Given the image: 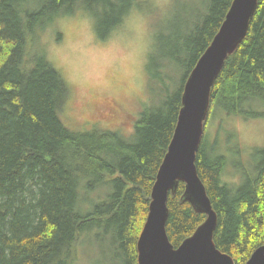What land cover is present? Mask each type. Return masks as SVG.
Instances as JSON below:
<instances>
[{"label":"trees","instance_id":"16d2710c","mask_svg":"<svg viewBox=\"0 0 264 264\" xmlns=\"http://www.w3.org/2000/svg\"><path fill=\"white\" fill-rule=\"evenodd\" d=\"M26 1L0 0V264H74L83 240L103 235L119 244L121 264H138V239L182 109L185 83L234 0H206L205 11L184 24L185 32L166 35L160 48L164 63L191 60L184 86L177 96L162 91L163 98L144 109L129 138L76 132L64 123L66 83L43 48L32 51L30 42L50 24L48 13L55 19L60 13L54 9L77 0H43L33 12ZM89 2L116 9L113 0ZM130 3L122 11L131 10ZM216 110L243 120L264 119V0L215 81L211 118ZM218 143L206 148L204 132L196 164L218 214L215 244L235 264H246L264 246V149L254 152L250 172L244 170L243 181L233 185L223 180L229 160ZM83 181L89 190L110 183L114 192L82 213ZM185 188L181 182L168 200L166 228L175 248L206 220L182 200Z\"/></svg>","mask_w":264,"mask_h":264},{"label":"rangeland","instance_id":"374dc122","mask_svg":"<svg viewBox=\"0 0 264 264\" xmlns=\"http://www.w3.org/2000/svg\"><path fill=\"white\" fill-rule=\"evenodd\" d=\"M88 1L77 0L63 6L61 11L54 9L60 13L55 19L56 14L48 13L50 24L36 37L32 36L31 50L42 47L48 61L61 73L68 88L61 117L71 130L113 132L129 138L144 109L163 98L162 91L165 95L177 96L183 88L191 60L185 58L184 64H165V52L160 48L170 31L173 30L172 34L185 32L188 27L185 25L198 12L205 11L207 2L113 0L116 9L112 10ZM130 2L131 10L153 18L154 43L148 49L140 43L133 45L132 37L117 33L121 23L113 26L131 11H122ZM42 3L43 0L26 1L32 12ZM216 140L219 152L229 160L223 180L240 185L244 170L250 172L255 164L254 152L264 149V119L243 120L216 110L205 126L206 148L214 146ZM113 192L110 183L89 190L83 181L79 187L82 213L90 212ZM103 236L101 239L86 237L74 264H121L119 258L123 251L119 244L113 237Z\"/></svg>","mask_w":264,"mask_h":264},{"label":"water","instance_id":"95a60500","mask_svg":"<svg viewBox=\"0 0 264 264\" xmlns=\"http://www.w3.org/2000/svg\"><path fill=\"white\" fill-rule=\"evenodd\" d=\"M259 0H234L211 45L189 75L183 90L182 109L168 152L152 189L149 212L137 243L138 264H235L232 256L215 244L218 214L197 168L211 91L227 59L247 36ZM185 183L183 201L206 215L195 233L175 248L167 234L168 200ZM246 264H264V246Z\"/></svg>","mask_w":264,"mask_h":264},{"label":"clouds","instance_id":"9594fccd","mask_svg":"<svg viewBox=\"0 0 264 264\" xmlns=\"http://www.w3.org/2000/svg\"><path fill=\"white\" fill-rule=\"evenodd\" d=\"M116 32L132 37L133 45L140 43L145 49L150 48L154 43L155 29L153 27V18L135 9L129 11L122 18V22Z\"/></svg>","mask_w":264,"mask_h":264}]
</instances>
